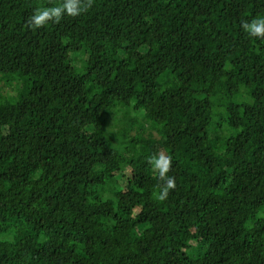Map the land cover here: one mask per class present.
I'll list each match as a JSON object with an SVG mask.
<instances>
[{
	"label": "trees",
	"instance_id": "trees-1",
	"mask_svg": "<svg viewBox=\"0 0 264 264\" xmlns=\"http://www.w3.org/2000/svg\"><path fill=\"white\" fill-rule=\"evenodd\" d=\"M60 3L0 0V264H264V40L242 28L264 0L27 26Z\"/></svg>",
	"mask_w": 264,
	"mask_h": 264
},
{
	"label": "clouds",
	"instance_id": "clouds-1",
	"mask_svg": "<svg viewBox=\"0 0 264 264\" xmlns=\"http://www.w3.org/2000/svg\"><path fill=\"white\" fill-rule=\"evenodd\" d=\"M93 3L94 0H61L59 5L37 8L28 18L27 26L36 30L49 23L59 24L65 15L76 18L86 13ZM242 28L250 37L264 40V16L256 17L250 22L244 21ZM149 163L161 182L157 185L159 191L156 193V199L161 202L166 201L170 192L177 188L175 177L169 175L173 167L172 157L165 151H160L149 158Z\"/></svg>",
	"mask_w": 264,
	"mask_h": 264
},
{
	"label": "rangeland",
	"instance_id": "rangeland-1",
	"mask_svg": "<svg viewBox=\"0 0 264 264\" xmlns=\"http://www.w3.org/2000/svg\"><path fill=\"white\" fill-rule=\"evenodd\" d=\"M87 54L86 52H84L83 50L79 51L78 53H76V64L79 66L82 64V62L84 61V59H86ZM163 78V77H162ZM0 84H2V81L0 80ZM2 237H6L5 235H2Z\"/></svg>",
	"mask_w": 264,
	"mask_h": 264
}]
</instances>
